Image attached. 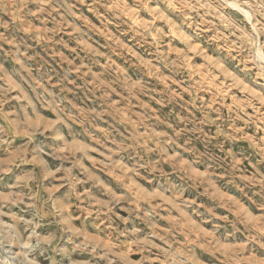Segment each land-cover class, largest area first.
I'll use <instances>...</instances> for the list:
<instances>
[{
    "label": "clouds",
    "instance_id": "9594fccd",
    "mask_svg": "<svg viewBox=\"0 0 264 264\" xmlns=\"http://www.w3.org/2000/svg\"><path fill=\"white\" fill-rule=\"evenodd\" d=\"M0 264H264V0H0Z\"/></svg>",
    "mask_w": 264,
    "mask_h": 264
},
{
    "label": "rangeland",
    "instance_id": "374dc122",
    "mask_svg": "<svg viewBox=\"0 0 264 264\" xmlns=\"http://www.w3.org/2000/svg\"><path fill=\"white\" fill-rule=\"evenodd\" d=\"M130 23H132L134 26L140 27L141 30H145L148 27V25H149L150 22L149 21H144L143 24H139L137 21H131ZM149 39H154V35L150 34L149 35ZM173 39H176V37H175L174 34H173ZM191 51L193 52V55H195V50L193 49ZM120 52H123L125 56L132 55L133 59H135L134 54L131 53L130 51H126L123 46H121V48L119 49V51L116 52V53H114V55L117 56V58H120V55H119ZM173 55H175V53H173ZM203 66H204L203 65V61H201L200 64L197 65V71L199 72V70ZM101 67H104V65H101ZM146 71H147V69H146ZM149 78H151V75H149ZM89 83L91 84V81H89ZM201 99L203 100V97H201ZM168 111H170V109H168ZM248 167L251 169L252 168V165L251 164H248ZM219 179H220L221 182H223L224 181L223 175H221L219 177ZM245 179H248V177H245ZM215 195H217V194H215V193H212L211 195L204 194L205 199H212L213 196H215ZM219 196H220L221 199H224L227 196V192L220 193ZM225 211H226V207H225Z\"/></svg>",
    "mask_w": 264,
    "mask_h": 264
}]
</instances>
